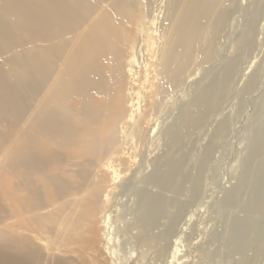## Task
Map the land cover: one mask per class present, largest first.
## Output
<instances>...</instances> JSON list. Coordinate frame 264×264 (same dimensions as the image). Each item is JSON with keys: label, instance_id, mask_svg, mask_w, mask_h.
<instances>
[{"label": "bare ground", "instance_id": "obj_1", "mask_svg": "<svg viewBox=\"0 0 264 264\" xmlns=\"http://www.w3.org/2000/svg\"><path fill=\"white\" fill-rule=\"evenodd\" d=\"M218 1L194 0L158 33L156 0L134 26L126 0H0V264H87L71 254L95 233L100 196L129 170L164 98L190 81ZM209 96L182 109L187 129ZM174 166L152 181L169 186ZM253 198L262 210L264 193ZM145 200L147 212L156 199Z\"/></svg>", "mask_w": 264, "mask_h": 264}, {"label": "rangeland", "instance_id": "obj_2", "mask_svg": "<svg viewBox=\"0 0 264 264\" xmlns=\"http://www.w3.org/2000/svg\"><path fill=\"white\" fill-rule=\"evenodd\" d=\"M149 1L126 0L133 26L146 23ZM193 2L156 0L157 32ZM200 37L190 81L164 98L129 170L100 196L95 233L71 254L87 264H264V208L253 198L264 193V0H219ZM206 43L211 57L201 62ZM205 89V110L187 129L182 109ZM174 161L171 184L154 183ZM146 197L156 199L147 212Z\"/></svg>", "mask_w": 264, "mask_h": 264}]
</instances>
